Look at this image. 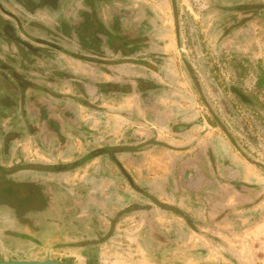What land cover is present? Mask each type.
<instances>
[{"label":"rangeland","instance_id":"obj_1","mask_svg":"<svg viewBox=\"0 0 264 264\" xmlns=\"http://www.w3.org/2000/svg\"><path fill=\"white\" fill-rule=\"evenodd\" d=\"M122 2L135 11L134 17L123 19V27L139 29L145 41L143 49L137 53H131L129 46L122 55L113 57V63H124L118 71L113 64L109 73L121 83L145 77L153 84L160 76L170 77L172 81L175 76H180L176 79L177 85L162 90L173 95L171 101L177 106H170L167 119L172 122L167 123L164 130H159L167 139L157 141L179 151L177 155L181 156L172 151L168 156L177 161V170L172 172L175 179L170 180L177 195L162 194L154 198L163 200L169 196L165 199L175 202V211L158 209V205L148 201L145 193L132 187L129 181V194L126 195L129 200H122L124 196L119 195V203L113 202V206L126 207L127 210L123 211L130 212L129 218L142 217L143 211L153 207L158 210L154 215L161 219L156 227L164 234L165 231L172 233L170 225L173 220L184 222L194 235V248L188 251L189 258H192L190 264H264V82L257 83L260 75L264 80V0ZM113 3L117 5L118 2L114 0ZM133 36L129 32L126 43L130 44ZM166 62L170 71H155ZM100 68L98 73H101ZM232 86L250 98V102L240 100L229 88ZM86 97L88 99L87 94ZM86 110L84 106L78 108L81 114ZM0 122L8 128V122L4 119ZM176 122L187 129L176 131L172 124ZM69 127L66 129H71ZM81 133L80 137L75 134L88 150L93 139L86 132ZM5 135L7 131L0 132V152L3 151L1 139ZM68 135L71 137L73 133ZM34 138L24 131L22 139L16 142L28 143L32 147ZM16 142L7 150L8 155ZM168 151L163 150L164 153ZM20 153L18 148L15 156ZM164 153L163 156H167ZM87 155L93 156L91 153ZM199 164L205 166V173L195 169ZM4 172L1 170L0 175ZM120 176L116 180L118 183L121 182ZM132 184L140 187L135 181ZM21 193L24 201L32 191L23 190ZM19 194L9 188L6 192L0 191V259L3 260L31 256V250H28L30 241H25L30 238H27L26 230L17 239L11 236L13 220L19 213L16 209L22 203ZM83 194L85 191L75 195L73 209L76 212L86 210L87 214L90 211L88 197ZM24 204L22 208H27L24 210L26 214L36 201ZM19 220L23 226L29 217H20ZM144 224L152 225L151 216L143 217ZM173 237V233L165 234L162 243ZM74 262L81 263L77 259Z\"/></svg>","mask_w":264,"mask_h":264},{"label":"crops","instance_id":"obj_2","mask_svg":"<svg viewBox=\"0 0 264 264\" xmlns=\"http://www.w3.org/2000/svg\"><path fill=\"white\" fill-rule=\"evenodd\" d=\"M168 68L167 62L157 67L158 70L170 71ZM95 72L97 86L113 88H105L102 97H96L99 104L96 109L88 108L78 114L75 126L65 130L64 142L58 143L50 137L44 142L34 138L32 147L28 143H19V147L13 144L9 164L1 168L5 173L0 175V191L14 189L21 195L19 201L23 202L21 192L30 189L36 201L26 214L24 210L27 208L16 209L19 213L11 227V236L16 239L25 230L29 234L27 238L30 240L25 241H30L28 250H31V256L9 259L40 260L49 257L73 263L77 259L80 264H190L192 258H189L188 251L194 248V235L184 222L173 220L170 230L173 228L174 237L162 243L165 234L172 233L165 231L164 234L156 227L161 220L154 215L158 210L146 208L142 217L129 218L130 212L123 211L126 207H117L119 195L124 196L122 200H129L126 196L129 194V182L122 174L124 170L132 181L139 183V190L145 193L148 201L158 205V209L176 210L175 202L165 198L177 195V189L170 186V180L175 179L172 172L177 170V161L168 156L170 151L176 155L179 151L157 140L167 139L159 130H164L165 125L172 122L167 119V113L170 106L176 107L177 103L171 101L173 95L166 94L167 91L158 96L148 91L146 94L149 95L145 97L136 93L132 80L123 86L121 80L112 77L111 73H98V69ZM179 78V75L174 81L166 78L164 84L172 87L177 85L176 79ZM111 90L113 94H107ZM173 111L176 113V108ZM82 131L93 139L88 150L79 138ZM68 132L73 136L70 137ZM18 148L21 153L15 156ZM97 148H104L106 152L98 156L87 155ZM164 149L169 151L164 153ZM32 152L37 155L34 159L30 155ZM73 162L75 165L69 169H54L55 165ZM119 176L122 178L118 183ZM81 191H85L83 195L88 197L90 211L87 214L86 210L76 212L73 209L75 198ZM162 194L169 196L163 200L154 199ZM113 202L118 203L113 206ZM24 216H28L29 221L22 226L19 218ZM148 216H151L152 225H143V217L147 219ZM16 248H13V253ZM41 253L43 255L39 256Z\"/></svg>","mask_w":264,"mask_h":264},{"label":"flooded vegetation","instance_id":"obj_3","mask_svg":"<svg viewBox=\"0 0 264 264\" xmlns=\"http://www.w3.org/2000/svg\"><path fill=\"white\" fill-rule=\"evenodd\" d=\"M113 1L0 0V119L8 122V128L0 122V132L7 131L1 139L0 171L12 156L7 150L22 139L24 131L38 142L50 137L64 142L66 127L77 122L78 108L96 109V97L105 88H113L101 89L96 85L94 75L98 67L102 73H109L114 64L118 71L124 62L113 63V57L122 55L129 46L131 53L143 49L145 39L140 30L127 29L122 24L123 19L134 17L135 11L122 0H116L122 3L117 5ZM127 32L128 36L129 32L134 35L130 44L126 43ZM166 78L171 80L160 76L152 84L151 79L136 77L133 88L145 97L148 91L158 96L166 87ZM229 88L242 100L238 88ZM109 93L113 94L112 90ZM244 98L250 102L246 95ZM172 124L176 131L187 129L182 123ZM97 149L106 152L104 148ZM195 169L206 171L203 164ZM24 202L34 204V199L29 195L20 208L25 206Z\"/></svg>","mask_w":264,"mask_h":264},{"label":"water","instance_id":"obj_4","mask_svg":"<svg viewBox=\"0 0 264 264\" xmlns=\"http://www.w3.org/2000/svg\"><path fill=\"white\" fill-rule=\"evenodd\" d=\"M81 58H84V59H90L88 57H85V56H80ZM240 96L242 98H244V96L242 94H240ZM105 151L103 149H96V150H93L91 152V154L93 156H98V155H101V154H104ZM75 165V163H68V164H65V165H57L55 166V170H58V171H61V170H66V169H69L71 167H73ZM123 174L126 176V178L128 179V181L130 182V184L132 185V187H134L135 189H139L138 187L134 186L132 184V181L130 180V177L128 176V174L122 170ZM0 264H73V263H68V262H64V261H60V260H56V259H51V258H44V259H6V260H0Z\"/></svg>","mask_w":264,"mask_h":264},{"label":"trees","instance_id":"obj_5","mask_svg":"<svg viewBox=\"0 0 264 264\" xmlns=\"http://www.w3.org/2000/svg\"><path fill=\"white\" fill-rule=\"evenodd\" d=\"M263 82H264V80H263V75H260V77H258V79H257V83H258L259 85H261ZM240 98H241L242 100H245V98H242L241 96H240ZM246 101H247V100H246Z\"/></svg>","mask_w":264,"mask_h":264}]
</instances>
